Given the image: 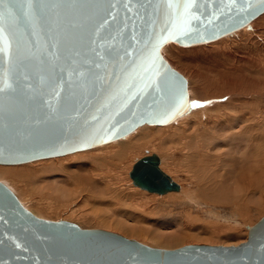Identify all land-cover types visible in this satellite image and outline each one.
<instances>
[{
	"label": "water",
	"instance_id": "95a60500",
	"mask_svg": "<svg viewBox=\"0 0 264 264\" xmlns=\"http://www.w3.org/2000/svg\"><path fill=\"white\" fill-rule=\"evenodd\" d=\"M88 3L91 7L87 9V15L92 18V23L98 26L107 19L109 25L105 31L115 34L122 30L117 43L122 42L129 51H143L150 35L153 32L159 34L163 27V17L160 14L145 15L138 0H88ZM212 10L210 5L209 16L199 25L203 39L182 38L176 44L185 47L207 44L243 28L250 29L251 22L264 13V4L260 0L243 3L238 0L236 8L231 12L225 10L222 16L217 14L218 18L208 24ZM18 39H28L23 28ZM38 39L42 45L47 44L43 34ZM144 55L148 53L144 52ZM163 61L160 72H166L173 80L171 74L175 73L185 82L187 93L186 79L164 58ZM132 75L129 85L138 83L135 74ZM3 79L0 73V86ZM29 83L33 88L28 91L35 99L15 93L0 94L1 165H20L63 156L111 142L144 123L162 125L173 120L169 122L160 115L168 108L167 96L155 94L158 99L150 110L146 103H151V98L134 100L132 97L137 88L125 96L119 92L120 86L114 78L111 84L103 87L73 85L65 91L72 107L79 110L75 120H68L63 113L47 119L44 117L48 110L39 102L41 95L47 98V89L35 78ZM159 162L155 154L137 160L129 174L133 185L150 194L177 192L179 186L160 170ZM0 264H264V217L249 229L246 241L238 246L190 245L173 250L155 249L116 233L85 230L70 222L37 218L0 183Z\"/></svg>",
	"mask_w": 264,
	"mask_h": 264
},
{
	"label": "rangeland",
	"instance_id": "374dc122",
	"mask_svg": "<svg viewBox=\"0 0 264 264\" xmlns=\"http://www.w3.org/2000/svg\"><path fill=\"white\" fill-rule=\"evenodd\" d=\"M262 15H264V13L260 16ZM257 21L259 23L261 20H256L255 23H257ZM263 21L259 24H264ZM259 24H254V28L257 29H255L254 32L243 28L242 30L236 31L229 36L223 37L217 42L214 41V43L217 44L221 43L222 41H227L228 43L232 42L234 44H238V47H240L241 51L237 55L242 56L247 53L256 57L258 60L255 62L253 68L256 67V69H261V73L264 75V26L260 27ZM215 44L210 42L207 44L182 47L176 43H168L161 50V55L168 65L173 70L182 75L183 78L186 80L188 79V92L191 94L193 93V96H191V98L188 96V99H196L200 101L211 100L213 103L198 109H193L192 111L188 112V114L190 113L189 115L184 116L181 119L178 117L177 120L175 119L169 124L143 125L124 138L97 146L92 149L78 151L64 156L32 161L33 163L28 162L20 165H0V168L7 169L13 167H17V169L20 167H28L30 169H44L51 167H47L46 164L49 163L48 165H50L52 161H55L53 164L54 166L52 167H56L57 165V167L60 169V166H72V170L74 166L79 165H85V168L90 169V162L93 163L94 161L101 163L99 168H103L105 171L104 174L108 172V175L112 177L113 182L115 183L116 187H114H118V189L121 191L120 194L111 196L107 195L105 197L97 198L90 194L89 189L83 190L81 186L71 185L70 183L68 184L69 186L60 183L56 184L54 183L56 181L54 179H47L43 174L41 175L43 178H40V175H37V177L33 173L27 174L28 176L30 175V177L33 175V178L31 177L32 179H30L32 182L29 180L28 176H24V178L17 177L18 179L16 177L8 176L7 178L6 176L3 178V176H0V183L9 188L19 203L37 218L53 222H70L85 230H103L116 233L150 248L173 250L184 246L200 244L228 247L237 246L245 242L249 233V229L255 226L264 217V204L257 206L251 204L247 200L230 201L229 203L225 204L212 203L206 199H200L197 196H193L191 198L187 197V199L181 193H172L165 196L152 195L134 187L129 178V172L131 171L133 164L137 160L145 157L148 152L149 154L152 153L157 155L161 159L162 169L167 172L182 187V189L186 190L185 192H193L194 189L196 190L195 185H193V183L187 179V177L183 174L184 172L180 171V168L178 167V164L181 162L184 155L182 146L177 145V141H175L177 140L176 136L180 135L179 132L184 130V134H181L182 142L187 139L188 135H193H191L192 131L195 134H198V136L200 135L199 137L203 141H208L209 139L213 138V136L216 137L215 134H217V132H220L221 134H228L227 136H224V138H227L230 136V134L238 133L240 128L238 121L239 118L236 120L234 119L236 113L233 115L234 110L232 107L234 104L236 105L235 101H238L239 99H246L250 101L247 104L242 105L243 107L246 106L244 110L243 108L241 109L243 113L248 114L247 116H249V113L252 116L254 114L256 115V112L260 110L258 104L264 106V99H261L262 101L260 102L259 98V95H263L264 98V85L256 86L255 84H250L249 87L245 89L238 87H228L227 89V87H225L223 84V79H219L213 73L205 69L206 63L213 64L219 62V60L221 61L220 58L216 59L215 56H211V58H209L201 52L203 50L209 49L208 47ZM247 47L248 49H246ZM230 49L234 51L232 46H230ZM202 56L205 57L203 58ZM201 59L203 60L201 61ZM205 59H208V62H206ZM194 68V72L199 74V81L201 79V83L199 82L200 91H195L194 83L192 84L191 80H189L190 73H193L192 69ZM189 69L191 71H189ZM239 95L242 98H240ZM210 96L213 98H210ZM223 109L225 110L223 111ZM200 111L202 112L201 116L197 115ZM220 113H223L224 116L229 114L228 116L231 117V119H234V124L232 123V125H235L236 127L234 126L230 133L224 131L220 125L216 124V120L218 118L217 116H219ZM193 114L196 116H193ZM220 118H218V122H221ZM225 120L228 121L227 118H225ZM256 120L258 119H254V121H252L255 126H257V123H259V121ZM197 122L198 124H196ZM182 126L185 127L182 128ZM260 128L261 127L259 126V129ZM161 129L163 133L165 132L161 138L168 137L169 135L171 137V135H173L171 134L172 132H177L174 138H170L169 152L166 154H161L160 152L150 149V146L147 147L146 145H143L144 147H142L138 152L128 154L126 157L127 159L124 158L122 164H119L120 168H123H119L120 170H117L120 175V179L115 178L114 176H117V172L109 170H113L116 166L111 160V156L113 155L117 145L116 142L123 140L126 137H137V134L143 130L146 134H151L152 132V134H155ZM195 134L194 136H197ZM144 140L149 141V136L145 137ZM228 151V149H220L218 150V154L224 156V154H226ZM242 155L243 154H241V156ZM105 156L107 157L105 158ZM239 157L240 155H238V158ZM79 162L81 164H79ZM59 164L62 165L59 166ZM187 165L190 170L194 171V162L191 164L187 163ZM92 170L97 174L100 173L99 169ZM34 176H36L38 179L36 177L35 179ZM49 176L51 177L50 174ZM26 178L28 181H30L29 183ZM58 180H62V178H59ZM110 187L112 188L113 186L108 185V188ZM59 188L67 191L61 192L59 191ZM68 190H70L71 193ZM84 193L87 195L85 196ZM93 198L95 199L93 200ZM133 228L135 234L137 231H139L140 234L138 233V235L133 236L126 232L128 229ZM147 232L149 233L147 234ZM150 237L156 238L152 241Z\"/></svg>",
	"mask_w": 264,
	"mask_h": 264
},
{
	"label": "snow or ice",
	"instance_id": "6c2138e0",
	"mask_svg": "<svg viewBox=\"0 0 264 264\" xmlns=\"http://www.w3.org/2000/svg\"><path fill=\"white\" fill-rule=\"evenodd\" d=\"M237 2L138 0V6L144 9L145 15L160 14L163 17L159 34L153 32L144 50L138 52L136 49L129 51L122 42L117 43L122 30L115 34L105 31L109 25L107 19L98 26L92 23V18L87 15V9L91 7L88 0H0V73L4 77L0 94L15 93L35 99L28 91L33 88L29 81L35 78L47 89V98L41 95L39 101L48 110L44 118L63 113L68 120H75L79 110L72 107L65 91L73 85L103 87L111 84L114 78L120 86L119 92L125 96L137 88L132 97L134 100L151 98V103H146L150 110L158 99L155 94L167 96L168 108L160 115L170 122L186 110L213 102L189 100L183 80L175 73L171 74L173 80L166 72H160L164 66L161 47L168 42L179 43L182 38L203 39L199 25L209 16V6H213V10L207 23L212 24L218 18L217 14L222 16L225 10L231 12ZM260 3L264 4V0ZM125 7L129 5L125 4ZM249 7H252L251 3ZM254 11L249 14H254ZM22 28L28 39H18ZM41 34L46 37L47 44L40 43L38 38ZM144 52L148 55L145 56ZM133 73L138 83L129 85Z\"/></svg>",
	"mask_w": 264,
	"mask_h": 264
},
{
	"label": "bare ground",
	"instance_id": "6f19581e",
	"mask_svg": "<svg viewBox=\"0 0 264 264\" xmlns=\"http://www.w3.org/2000/svg\"><path fill=\"white\" fill-rule=\"evenodd\" d=\"M262 16L256 18L255 20H253L251 22L250 29H247V28H245V29L251 30V32H254V30L256 29V28H254L255 27L254 24L258 25L260 22H262L264 20V15H262ZM259 19L261 21H259V23H258V21H257V23H255L256 20H259ZM263 26H264V24L260 25V27H263ZM251 32H248V33H251ZM249 36H251V35H249ZM220 39H222V38H220ZM220 39H218V40H220ZM218 40H216L215 42H217ZM167 44H165V45H167ZM213 44H215L214 41H213ZM230 46L233 47L234 51H232L230 49ZM238 46H239L238 44H234L232 42L228 43L227 41H222L221 43H217L215 45H211L210 47H208L209 49H206V50H203V51L200 50L204 55H206L209 58H211V56H215L216 59L217 58L221 59V61L219 60V62H217V63H213V64L206 63L205 69L208 70L209 72L213 73L219 79H223L224 82L223 81L222 82H223L224 86L227 87V89H228V87H230V88L238 87V88H244L245 89V88H248L250 84H252V85L255 84L256 86H263L264 85V75H263V73H261L262 70L261 69H256V67L253 68V66L255 65V62L258 59L256 57L252 56V55L247 54V53H245V55H242V56L237 55L241 51L240 47H238ZM168 47H170V46H168ZM182 47H185V46H182ZM186 47H188V46H186ZM162 48H161V50H162ZM246 49H248V47ZM254 53H256V52H254ZM160 54H161V51H160ZM215 57H213V58H215ZM202 60L203 59H201V61ZM205 61L208 62V59H205ZM205 61H204V63H205ZM203 65H205V64H203ZM192 70H193L192 71L193 73L192 74L190 73V79L189 80H191L192 84L194 83L195 91H200L199 84L201 83L200 82L201 79L199 81V79H198L199 74L197 72H194L195 68L192 69ZM189 71H191V70L189 69ZM202 81H203V79H202ZM186 82H187V96H189L191 98V96H193L192 95L193 93L191 94L190 92H188L189 91L188 90V84H189L188 83L189 82L188 79L186 80ZM203 92H204V90H203ZM244 92H245V90H244ZM242 93H241V95H242ZM211 97L212 96H210V98ZM240 98H242V97L240 96ZM259 98H260V102L262 101L261 99H264L263 95H259ZM257 101H259V100H257ZM235 102H236L237 106L234 104ZM235 102L233 103L234 105L232 107V109L234 110V113L233 112L232 113H233V115L236 113L235 115L237 117L235 116V118H234V116H233L234 119L237 120V118H239L238 121H239V124H240V128L238 127L239 128V132L238 133L230 134L229 137L224 138V136H227L228 134H221L220 132H217V134H215L216 137L213 136V138L209 139L208 141L204 140L205 141L204 142L203 140L200 139V137H199L200 135L198 136V134H195L192 131L191 135L192 134L193 135L192 136L188 135L187 139L182 142L181 134H184V130H182V132L181 131L179 132V134H180L179 136H176L177 132H172L171 134H173V135H171V137L169 135L168 137H164V138H161V136H163V134H165V132L164 133L162 132V129L158 130L157 133L154 132L155 134H152L153 133L152 131H151L152 132L151 134H149V133L146 134V133H144V130H143V131H141L140 133L137 134V137L139 136L138 138L136 136L135 137H130V138L126 137L125 139L116 142L117 145H116L115 151L113 150L114 153L111 156L112 163H114V165H116V166H115V168L113 170H109V171H116L117 172L116 173L117 176H114V177L120 179V175H119L117 170H120V169L123 168V167L120 168L119 164H122V161L124 160V158L127 157L128 154H132V153L138 152L142 147H144L143 145H146L147 147L150 146V149H152L153 151L160 152L161 154H166V153L169 152L170 138H174V136H176L177 140H175L176 138L174 140L177 141V145H181L182 146L183 152H184L183 158H182L181 162L178 164V167L180 168V171L184 172L183 174L187 177V179L190 182H192L193 185H195L196 190L194 189V191L193 192L191 191L190 193L189 192H185L186 190L182 189V187L167 172H165L162 169V167H161L162 166L161 159L158 157L159 161H160L159 162L160 170L162 172H164L166 175H168L179 186V190L177 192H170L168 194L181 193V194H183V196L185 198H187V197L191 198L193 196H197L200 199H206L207 201H210L212 203H220V204L229 203L232 200H228V199H226L225 197H223L220 194V187H221V185H222L224 180H226L227 178H230L241 167V165L245 164V163H255L260 170H264V106L261 105V104H258L260 110L258 112H256V115L254 114L252 116L249 113V116H247L248 114L243 113L241 111V109L243 108V110H244L246 106L243 107L242 105L243 104L245 105V104H247L250 101H248L246 99H243V100L239 99L238 101H235ZM230 109H231V107H230ZM224 110L225 109H223V111ZM189 114H188V112H185L183 115L176 116L175 119L177 120L178 117H179V119H181L184 116H187ZM201 114H202V112L200 111L197 115L201 116ZM194 115L195 114H193V116ZM228 115L224 116L223 113L222 114L220 113L219 116L221 118L219 116H217V117L221 119V122H218L219 119L217 118L216 124L220 125V127H222L224 129V131L230 133V131L233 130L235 125L234 126L232 125V123L234 124V119H231V117H229ZM225 118H227L228 121H226ZM175 119H173L172 122ZM254 119H258L256 121H259V123H257V126H255L252 123V121H254ZM213 121H215V120H213ZM181 124H182V122H181ZM196 124H198V122ZM236 124H238V123H236ZM246 124H249V125H246ZM143 125H147V123H144V124H142L140 126H137L131 132H128L126 135H124V136H122L120 138H117L115 140H112L111 142L119 140L121 138H124L125 136L131 134L133 131H135L137 128H139V127H141ZM162 125H164V124H162ZM259 126L261 127L260 129H259ZM183 127H185V126H182V128ZM194 134L197 135L198 137L194 136ZM148 136H149V141L146 140L147 141L146 142L144 140V138L148 137ZM205 136H206V134H205ZM108 143H110V142H108ZM105 144H107V143H105ZM101 145H104V144H100L98 146H101ZM95 147H97V146H94L92 148H95ZM92 148H89V149H92ZM220 149L221 150L222 149H224V150L228 149L229 151L226 154H224V156H222L221 154H218V150H220ZM85 150H87V149H85ZM80 151H83V150H80ZM145 151H147V150H145ZM76 152H78V151H76ZM73 153H75V152H73ZM69 154H71V153H69ZM241 154H243V155L241 156ZM151 155H152V153L149 154L147 152L146 156H151ZM238 155H240L239 158H238ZM108 156H109V154H108ZM106 157L107 156H105V158ZM52 158H54V157H52ZM54 162L52 161V163H50V165H48L49 163L46 164L47 167H49V166H51V167L44 168V169H41V168H39V169H30L28 167L27 168L20 167L18 169H17V167H13V168H10V169L0 168V176L1 177L3 176V178L6 177V176H7V178H8V176L16 177V178L17 177L24 178V176H28L27 174H30V173H33L36 176L37 175L41 176L43 174V175L46 176L47 179L50 178V179L56 180L54 182L56 184L60 183V184L68 185L70 183L71 185L81 186V188H83V190L84 189H89L90 190V194L93 197H97V198L105 197L107 195H109V196L118 195V194L121 193V191L118 189V187L115 188L116 187L115 183L113 182L112 177L110 175H108V172L106 174H104L105 171L103 170V168H99L101 166V163H97V162H94V161H93V163L90 162L91 163V165H90L91 168L90 169L85 168L84 163H83L84 166H80V165L79 166H74L73 165L74 167L71 170L72 166L71 167L70 166L69 167L68 166L67 167H62V166H60L62 164H59V166L61 167L60 169H59V167H57V165H56V167H52V166H54L53 165ZM192 162L195 163V165L193 166L194 171L190 170L188 168V165H187V163L191 164ZM79 164H81V163L79 162ZM92 169H97V170L99 169L100 173L97 174ZM108 169H109V167H108ZM130 172H129V174H130ZM48 173L51 175V177L49 176ZM36 176H34V178ZM31 177H30V175L28 176L29 180L33 178V177L32 178ZM58 177L62 178V180H58L59 179ZM40 178H43V176H41ZM129 178H130V176H129ZM130 180H131V178H130ZM27 181H28V179H27ZM30 181H28V183ZM131 182H132V180H131ZM108 185L113 186V187L112 188L111 187L108 188ZM132 185H133V182H132ZM134 187H136V186H134ZM136 188H138V187H136ZM60 189L61 188H59V191H61V192L62 191H64V192L67 191V190L65 191V190H62V189L60 190ZM139 190H141V189H139ZM68 191L70 192V190H68ZM141 191H144V190H141ZM182 191H183V193H182ZM73 192H75V191H73ZM144 192H146V191H144ZM79 193H80V191H79ZM67 194H69V193H67ZM148 194H150V193H148ZM168 194H165V195H168ZM86 195L87 194H85V196ZM91 195H90V197H91ZM152 195H157V194H152ZM165 195H159V196H165ZM94 199L95 198H93V200ZM259 210H261V209H259ZM146 229H148V228H146ZM133 230H134V228L133 229H128L126 232L130 233L133 236L134 235H138V233L140 234L139 231H137V233L135 234V231H133ZM145 231H147V230H145ZM124 232H125V230H124ZM148 233L149 232H147V234ZM155 238H151L152 241ZM217 242H218V240H217ZM160 244H161V242H160ZM209 246H211V245H209Z\"/></svg>",
	"mask_w": 264,
	"mask_h": 264
},
{
	"label": "clouds",
	"instance_id": "9594fccd",
	"mask_svg": "<svg viewBox=\"0 0 264 264\" xmlns=\"http://www.w3.org/2000/svg\"><path fill=\"white\" fill-rule=\"evenodd\" d=\"M220 194L228 200H247L254 205L264 204V170L255 163H245L223 181Z\"/></svg>",
	"mask_w": 264,
	"mask_h": 264
}]
</instances>
